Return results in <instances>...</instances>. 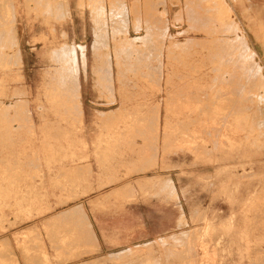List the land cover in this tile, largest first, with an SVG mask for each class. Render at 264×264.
I'll return each instance as SVG.
<instances>
[{"label":"rangeland","instance_id":"374dc122","mask_svg":"<svg viewBox=\"0 0 264 264\" xmlns=\"http://www.w3.org/2000/svg\"><path fill=\"white\" fill-rule=\"evenodd\" d=\"M263 100L264 0H0V264H48L23 179L57 127L171 179V235L79 264H264Z\"/></svg>","mask_w":264,"mask_h":264},{"label":"crops","instance_id":"0c3cea01","mask_svg":"<svg viewBox=\"0 0 264 264\" xmlns=\"http://www.w3.org/2000/svg\"><path fill=\"white\" fill-rule=\"evenodd\" d=\"M247 37L256 53L254 37L250 33ZM21 53L24 62L22 49ZM90 130L86 133L93 136L87 137V149L80 150L77 133L66 152L67 157L75 154L77 158L86 151L82 153L88 154L85 162L64 158L63 138L59 136L64 132L57 127L54 156L39 164L43 173L24 174L23 180L29 182L26 188L37 189L26 212L40 216L31 218L23 231L38 230L48 264H79L117 254L171 235L174 227L170 175L157 180V175L146 170L128 178V165L135 155L128 152L126 144H120L114 153L105 152V143L95 142L98 132L94 127ZM151 158L149 152L144 160L150 162ZM71 183L76 184L74 188Z\"/></svg>","mask_w":264,"mask_h":264},{"label":"bare ground","instance_id":"6f19581e","mask_svg":"<svg viewBox=\"0 0 264 264\" xmlns=\"http://www.w3.org/2000/svg\"><path fill=\"white\" fill-rule=\"evenodd\" d=\"M225 3V2H224ZM226 4V3H225ZM225 8V7H224ZM229 8V7H228ZM226 9V8H225ZM243 9V8H242ZM256 9V8H255ZM228 10H230V9H227V11ZM228 13H229V11H228ZM222 14V13H221ZM260 15V14H259ZM110 16V15H109ZM220 16V15H219ZM218 18V17H217ZM220 18V17H219ZM116 22V21H115ZM5 31H7V30H5ZM212 33V32H211ZM12 35V34H11ZM10 36V35H9ZM114 37V36H113ZM114 40V39H113ZM6 44V43H5ZM122 45V44H121ZM81 47V49H83L84 47L83 46H80ZM224 48H225V46H224ZM228 48V47H227ZM236 48V47H235ZM236 50V49H235ZM229 51V50H228ZM232 52V51H231ZM73 54V58H74V60H75V58H76V55H75V52H73L72 53ZM233 54V53H232ZM231 54V55H232ZM221 57V56H220ZM12 58V57H11ZM239 63V62H238ZM253 64V63H252ZM74 67V66H73ZM77 76V75H76ZM244 78V77H243ZM256 78V77H255ZM255 78H253V79H255ZM242 79V78H241ZM229 80V79H228ZM246 81V80H245ZM252 81V80H251ZM255 81V80H254ZM231 82V81H230ZM250 84V83H249ZM250 88V87H249ZM247 89V88H246ZM252 89V88H251ZM258 89V88H257ZM236 90V89H235ZM254 90V89H253ZM249 91V90H248ZM252 92V91H251ZM258 92V91H257ZM244 93V92H243ZM209 99V98H208ZM229 101H230V99H229ZM264 101V100H263ZM231 102V101H230ZM245 102V101H244ZM226 105V104H225ZM240 106V105H239ZM200 107V106H199ZM214 107V106H213ZM224 107V106H223ZM200 113V112H199ZM239 113V112H238ZM236 114V113H235ZM250 115V114H249ZM246 117V116H245ZM248 118V117H247ZM247 118H245V119H247ZM241 121V120H240ZM243 122V121H242ZM242 122H241V124H242ZM238 124H239V122H238ZM246 124V123H245ZM240 125V124H239ZM248 141V140H247ZM185 233V232H184ZM189 233V232H188ZM199 234V233H198ZM197 235V234H196ZM184 238V237H183ZM189 262V261H188Z\"/></svg>","mask_w":264,"mask_h":264}]
</instances>
